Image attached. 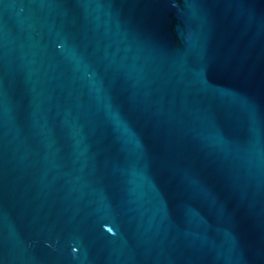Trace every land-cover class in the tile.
<instances>
[{
	"label": "water",
	"instance_id": "obj_1",
	"mask_svg": "<svg viewBox=\"0 0 264 264\" xmlns=\"http://www.w3.org/2000/svg\"><path fill=\"white\" fill-rule=\"evenodd\" d=\"M0 264H264V0H0Z\"/></svg>",
	"mask_w": 264,
	"mask_h": 264
}]
</instances>
